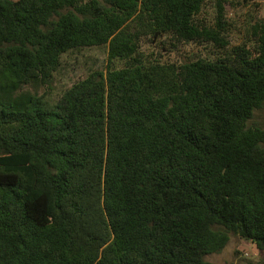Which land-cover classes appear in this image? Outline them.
<instances>
[{"label": "trees", "instance_id": "1", "mask_svg": "<svg viewBox=\"0 0 264 264\" xmlns=\"http://www.w3.org/2000/svg\"><path fill=\"white\" fill-rule=\"evenodd\" d=\"M208 1L0 0V264H215L232 235L264 254V21L227 53ZM145 37L217 53L162 62ZM92 47L105 67L57 100L20 93Z\"/></svg>", "mask_w": 264, "mask_h": 264}, {"label": "rangeland", "instance_id": "2", "mask_svg": "<svg viewBox=\"0 0 264 264\" xmlns=\"http://www.w3.org/2000/svg\"><path fill=\"white\" fill-rule=\"evenodd\" d=\"M216 5L217 0H209L199 15L212 27L218 14ZM223 5L229 41L227 53H231L237 47L252 51L256 41L254 28L264 21V0H223ZM141 50L152 59L175 63L188 62L198 56L215 58L217 53V49L212 45L179 43L175 46L170 42L161 44L146 37L142 40ZM107 58V47H92L67 53L63 56L61 68L54 74L49 84L35 81L25 85L19 92L36 93L44 95L51 101L57 100L66 89L86 78L91 71L103 69ZM253 121L264 125V107L255 112ZM263 255L252 242L232 235L222 252L208 255L206 260L215 264H261Z\"/></svg>", "mask_w": 264, "mask_h": 264}]
</instances>
